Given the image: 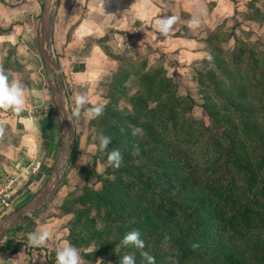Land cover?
Instances as JSON below:
<instances>
[{
	"label": "rangeland",
	"instance_id": "1",
	"mask_svg": "<svg viewBox=\"0 0 264 264\" xmlns=\"http://www.w3.org/2000/svg\"><path fill=\"white\" fill-rule=\"evenodd\" d=\"M44 1L0 0V60L4 67L6 65L16 71L18 67L23 69L20 70L22 77L19 72L14 73L7 84L10 80L11 85L18 84L21 91L24 89L22 84L26 83L29 90H34L32 93L25 92L27 100L21 101L19 110L17 106L0 107V219L32 201L49 178L52 179L51 184L54 182L52 166L58 158L60 142H66L61 136L60 115L56 118L60 138L53 153L45 147L36 129L42 126L44 121L41 123L39 119L46 117L50 108L57 110L37 44ZM80 1L85 2L52 0L47 32V48L60 68L68 89L69 86H77L72 84V73L80 62H85L86 97L90 95L94 106L107 102L105 96L112 76L99 72L101 50L108 58L121 60L132 72L125 82L128 96L139 91L140 76L147 68L161 67L174 84L176 94L192 98L194 105L191 110L165 121L160 117L167 118L168 111L158 107L155 112L158 114H150L154 119L152 129H157L155 134L158 136L135 144L129 157H126L125 149L120 150L122 161L118 168L108 166L107 154L113 149L110 144L103 152L91 151L94 144H98L99 136L103 135L101 128L84 115L74 122L70 117V126L75 133L70 148L75 143L76 151L66 162L60 163V184L44 205L33 215H28L26 219L23 217L0 233V264H26L22 258L24 255L12 252L15 248L20 251L28 249V253L33 251L35 254H40V249L46 251L43 246H30L27 240V234L43 224L53 231L52 247L46 253L50 264L55 259L53 244L60 245L65 241L80 251L82 264H118L125 254L134 255L135 264H147L141 255L145 251L157 258L158 264H180L168 252V243L154 228L146 198L153 193L159 194L165 178L169 176L172 196L176 195L179 202L195 204L208 199L206 175L210 168L223 167L228 173L226 164L231 163V159L239 153L237 146L238 140L242 139L241 133L224 131V120L213 122L217 116L209 115L206 107L218 111V96L214 90L208 91L197 83L196 72L206 54L205 37L216 29L223 36L220 46L227 51L239 42H257L259 49L264 51L263 16L257 22L245 19L247 13L253 12V9L246 10L249 0H88L84 4ZM255 4L264 12V0H256ZM133 5L134 11L128 9ZM106 6L120 7L118 15L123 18L125 15L126 19L117 28L107 29L103 36H99L97 26L92 28L95 31L89 36L72 37L74 28L83 18L96 15L95 25L107 16L112 18L117 15L115 10L109 14ZM124 8L127 11L122 12ZM168 20L173 22L167 31H160L158 21ZM192 20L198 23L191 26ZM8 34H11L12 41L5 39L9 38L5 37ZM181 37L190 41H182ZM92 46L97 48L92 49ZM198 49L204 52L196 54ZM91 50L94 51L91 55L93 59L86 60ZM236 76L239 77V74ZM52 79L58 87L54 72ZM244 88L255 105L251 128L259 130L254 140L258 143L264 135V100L252 92L247 82ZM125 105L126 101L119 100V106ZM65 106L70 116L66 102ZM83 106L87 109L93 107ZM150 106L154 107L155 103H150ZM219 114H224L221 109ZM141 134L140 131L138 135ZM155 137L160 138L157 143ZM148 149L152 151V158ZM156 158L162 160L164 167L157 168L154 164ZM85 160L88 162L82 163ZM149 172H155L160 177L158 185H150L147 179ZM112 184L118 185L117 195H121L122 200L99 203L103 202V198L99 201L92 191L98 195L102 188ZM81 196L86 197L83 205L74 202ZM85 209H89V220L94 219L91 228L87 227L84 215L80 214ZM133 230L139 231L144 241L143 249L121 245L123 236ZM95 246L91 253L89 249ZM207 247L202 245L199 250L201 253L207 250L209 255L204 258L211 260L208 264H216L217 245ZM190 263L196 264L193 261L185 264Z\"/></svg>",
	"mask_w": 264,
	"mask_h": 264
},
{
	"label": "trees",
	"instance_id": "2",
	"mask_svg": "<svg viewBox=\"0 0 264 264\" xmlns=\"http://www.w3.org/2000/svg\"><path fill=\"white\" fill-rule=\"evenodd\" d=\"M255 1H248L246 10L253 9V12L244 16L246 20L257 22L261 16L264 20V12L255 6ZM221 37L223 36L218 29L205 37L206 54L201 61V68L196 72V81L208 91L214 90L218 96V111L213 107H206L209 115L220 117H216L213 122L224 120V131L241 133L242 139L238 140L237 146L239 153L235 154L231 163L228 160V173L223 167L209 169L210 172L206 175L208 199L195 204L177 201L176 195L172 196L170 192V177L167 176L159 194L153 193L146 198L145 193L144 200L146 198L154 228L168 243V252L176 262L208 264L209 259L204 258L209 255L208 251L201 253L199 248L202 245L208 246L207 248L217 245V257L210 258L218 259L216 264H264V135L255 143L259 132L257 128H251L255 105L244 88L247 82L252 92L258 95L260 100H264V51L259 49L257 42H239L232 50L227 51L220 46ZM114 59L120 64L111 74L105 96L107 103L104 104L102 114L91 122L101 128L103 135L111 137L109 144L113 149H125V155L129 157L135 144L158 136L155 134L157 129H152L153 116L158 114L155 113L158 107L168 111V117L160 119L172 120L177 114L191 110L194 101L190 97H180L176 94L174 84L161 67L147 68L140 76L139 91L128 96L125 82L132 72L121 60ZM119 100L126 101V105L119 106ZM150 103H155V106L151 107ZM219 109L224 114H219ZM149 115L152 119L144 121L150 119ZM137 128L141 129L140 136L138 133L133 134ZM159 139L155 137V142ZM76 147L77 144L73 143V154ZM148 152L152 158V151L148 149ZM154 164L157 168L164 167L162 160L158 158ZM214 166L217 167V163H214ZM147 179L150 185L160 183V177L155 172H149ZM116 180L120 182V179ZM117 189L118 185L112 184L102 188L98 195L94 191L92 193L98 196L99 201L103 198V202L99 203L106 204L105 200H122V196L117 195ZM85 199L86 197L81 196L74 202L83 205ZM80 214L84 215L85 224L91 228L94 219L89 220V209ZM26 218L27 216H24V219ZM19 251L18 248L12 250L14 253ZM158 263L159 260L155 258V264ZM51 264H55V259Z\"/></svg>",
	"mask_w": 264,
	"mask_h": 264
},
{
	"label": "crops",
	"instance_id": "3",
	"mask_svg": "<svg viewBox=\"0 0 264 264\" xmlns=\"http://www.w3.org/2000/svg\"><path fill=\"white\" fill-rule=\"evenodd\" d=\"M87 1L88 0H85V2L84 1H82V2L84 4ZM82 2L80 1V3H82ZM86 7H88V6H86ZM106 8H107V10H110L109 14H110V12L112 10H115V11H117V13H116L117 15H115L112 18H111V16L110 17L107 16L105 19H102V21H97L95 23V25H93V24H94V21H95L94 18H96V15L93 16V17H90L88 19L83 18L80 21V23L78 24V26L74 28V30H73L74 34H73L72 37H75L77 35L84 36V37L85 36H89L91 33H93L95 31V29H92V28L97 27V26L99 27L98 30H100V31L97 30L98 33H99V36H103V35L106 34L107 29H115V28H117L118 25H120L121 22H123L126 19L125 15H124V18L118 15V11H119L120 7L115 6V8H113V6L112 7L111 6L110 7L106 6ZM102 9H105V8H102ZM128 9H130L131 11H134V5L131 8L128 7ZM124 10H125V8L123 9L122 12L127 11V9L125 11ZM127 14H129V13H127ZM138 19H140V18H138ZM97 23H100V24H97ZM205 35H206V33H205ZM5 37H9V38H5V39H8V41H12L11 40L12 38H10L11 34H8ZM203 37H205V36H203ZM178 39H180V38H178ZM184 40L190 41L189 38H187V39L182 38V41H184ZM94 47L92 46L91 48L93 49ZM95 48H97V47H95ZM92 51L93 50L90 51L88 57H85L86 60L87 59L88 60H92L93 59L91 55L94 53V51L93 52ZM99 51L102 53V56H100V62L102 63V66L99 68V72L100 71L103 72L102 74H104V75L105 74L106 75H111L119 66L118 60L108 58L101 50H99ZM202 52H204L202 49H198V51H196V54L202 53ZM107 59H109V60H107ZM0 63H1V60H0ZM75 69L76 70H74V72L72 73V78H73V81H74V83H72V84L77 85V86H69L70 89H68L67 86H66V83L62 79L63 85H64L65 102H66V104L68 106V109L70 111V117L73 120V122L77 118H81V116H83L84 111L87 110L86 106H82L81 114L79 116L73 115V112H74L75 107H76L75 97L77 95L86 96L87 90L85 88L88 87V86H86L87 82H86V80L84 78L86 70H87V65L85 64V62H80V64ZM16 70L17 69H15V70L14 69H10L6 65L4 67V66H2V63L0 64V76L5 77V85L6 86H10L11 85L12 81H10V80H9V83L7 84V80L11 77V75L14 76V73H16V74L18 72L20 73V70H23V69L21 67H18V71H16ZM59 70H60V68H59ZM60 74H61V76H63L61 70H60ZM20 77H22L21 73H20ZM22 86L24 87V89L21 90V96H20V100L21 101L26 98V97H24L25 92H31L32 93L34 91L32 89L29 90L28 87L26 86V83L22 84ZM89 97H90V95L87 96L88 103H86L84 105L94 106V104H93L94 100L89 98ZM26 100H27V98H26ZM12 106H15V105H12ZM0 107H2L1 109H3V106H0ZM52 109L51 108L49 109L50 111H49L48 115L46 116L47 120H46V117H44L43 119H41V118L39 119V122H41L43 120L44 123L42 124L41 127H38L36 129L38 130L37 134L40 137L42 136V138H43L42 140L45 143L44 144L45 147L48 150H52V153H53L54 147L58 146V142H59V138H60V128H59L58 122L56 120L58 113H55V112L57 110L55 111V110H52ZM34 118H36V117H34ZM61 136H62V132H61ZM59 148H60V146H59ZM43 225H45V224H43ZM51 241L53 242V240H51V238H50L49 241L43 246V247H45V249H47L46 251L43 250V249L38 250V252L40 254H35L33 251H30L28 253V249L24 250V251L23 250L19 251V252H17V254L24 255L23 257L22 256L21 257L24 258L26 264H50L47 261V256L48 255L46 253L48 252V248L52 247L51 246L52 245ZM62 244H63V242H62ZM60 245L58 243L53 244V246H55V248L53 247V250H56V248L58 246H60Z\"/></svg>",
	"mask_w": 264,
	"mask_h": 264
},
{
	"label": "clouds",
	"instance_id": "4",
	"mask_svg": "<svg viewBox=\"0 0 264 264\" xmlns=\"http://www.w3.org/2000/svg\"><path fill=\"white\" fill-rule=\"evenodd\" d=\"M174 19V18H173ZM172 20H168L166 22L158 21L159 30L162 32H166L168 26L172 23ZM198 23L197 20H192L190 22L191 26H195ZM209 59L211 57L209 56ZM21 91L18 84L13 83L10 87L5 85V77L0 76V106L8 107V106H19L21 103L20 100ZM88 103V98L84 95H77L75 97V110L73 115L79 116L81 114V108L84 104ZM95 103V102H93ZM104 103L88 108L84 111L83 115L89 120H93L99 115L102 114ZM17 110L18 107H17ZM141 130L139 128L134 130V135L139 133ZM111 142V137L100 135L98 138V144H94L91 151L99 150L101 152L108 149V145ZM122 161V155L119 149H112L108 151L107 154V163L108 166L118 168ZM88 162L87 160L83 161ZM53 237V231L50 227L41 225L38 228L34 229L32 232L27 234L28 244L30 246L39 247L44 246L50 238ZM121 245L123 247H128L132 245L138 249L144 248V241L140 238V233L138 230H133L126 233L122 240ZM97 246L90 248L89 251L92 253ZM195 247V245H194ZM141 255L145 258L147 264H155V258L148 254V252H142ZM55 264H82V258L80 251L71 245L70 242L65 241L63 244L58 246L55 250ZM118 264H135V257L132 254H125L120 259Z\"/></svg>",
	"mask_w": 264,
	"mask_h": 264
},
{
	"label": "water",
	"instance_id": "5",
	"mask_svg": "<svg viewBox=\"0 0 264 264\" xmlns=\"http://www.w3.org/2000/svg\"><path fill=\"white\" fill-rule=\"evenodd\" d=\"M52 0H45L42 6V12L40 16V27L39 34L37 37V44L39 48L40 55L43 60V67L48 78V86L51 95L54 97L57 113L61 116V129L62 137L66 139V142H60V152L58 158L52 166V172L54 173V182L51 184L52 179L49 178L47 182L43 185V188L37 194V196L30 201L28 204L18 208L13 213L0 219V233L4 232L9 225L21 221L24 216L33 215L39 208H41L44 203L54 194L60 184V174L62 173L59 165L61 162H66L71 154L72 149L70 144L74 139V131L70 126V116L66 110L65 97H64V86L60 70L56 62L52 59V56L47 48V32L48 25L50 21V11H51ZM55 73L58 87L55 86L52 75Z\"/></svg>",
	"mask_w": 264,
	"mask_h": 264
},
{
	"label": "built area",
	"instance_id": "6",
	"mask_svg": "<svg viewBox=\"0 0 264 264\" xmlns=\"http://www.w3.org/2000/svg\"><path fill=\"white\" fill-rule=\"evenodd\" d=\"M0 194H1V191H0Z\"/></svg>",
	"mask_w": 264,
	"mask_h": 264
}]
</instances>
